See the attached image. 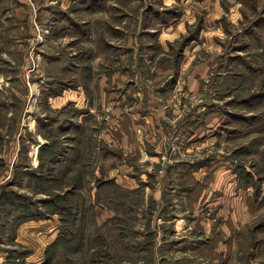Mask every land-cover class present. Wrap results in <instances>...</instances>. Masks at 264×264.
Returning <instances> with one entry per match:
<instances>
[{
    "label": "rangeland",
    "instance_id": "obj_1",
    "mask_svg": "<svg viewBox=\"0 0 264 264\" xmlns=\"http://www.w3.org/2000/svg\"><path fill=\"white\" fill-rule=\"evenodd\" d=\"M0 264H264V0H0Z\"/></svg>",
    "mask_w": 264,
    "mask_h": 264
},
{
    "label": "crops",
    "instance_id": "obj_2",
    "mask_svg": "<svg viewBox=\"0 0 264 264\" xmlns=\"http://www.w3.org/2000/svg\"><path fill=\"white\" fill-rule=\"evenodd\" d=\"M122 128H123V130H126V132H131V128L130 127H125V126H122ZM125 134V133H124ZM129 134L130 133H126L125 135L126 136H129ZM123 141L126 143V141H128L127 139H125L124 137H123ZM152 141H154V137H153V139H152Z\"/></svg>",
    "mask_w": 264,
    "mask_h": 264
},
{
    "label": "trees",
    "instance_id": "obj_3",
    "mask_svg": "<svg viewBox=\"0 0 264 264\" xmlns=\"http://www.w3.org/2000/svg\"><path fill=\"white\" fill-rule=\"evenodd\" d=\"M117 194H118V192H117ZM111 200H112L111 198H109L108 200H105L106 204L108 205L109 202H110ZM121 202H123V201H119L118 203H121ZM108 206H109V205H108ZM110 206H111V205H110Z\"/></svg>",
    "mask_w": 264,
    "mask_h": 264
}]
</instances>
